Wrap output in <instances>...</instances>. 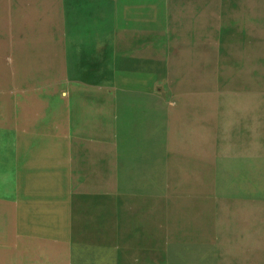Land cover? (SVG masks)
<instances>
[{"label":"rangeland","instance_id":"obj_1","mask_svg":"<svg viewBox=\"0 0 264 264\" xmlns=\"http://www.w3.org/2000/svg\"><path fill=\"white\" fill-rule=\"evenodd\" d=\"M96 263L264 264V0H0V264Z\"/></svg>","mask_w":264,"mask_h":264},{"label":"crops","instance_id":"obj_2","mask_svg":"<svg viewBox=\"0 0 264 264\" xmlns=\"http://www.w3.org/2000/svg\"><path fill=\"white\" fill-rule=\"evenodd\" d=\"M93 35L94 33L91 31V38H90V30L89 29H77V31H71L69 38L75 42V43H79L81 45L82 51L83 52H89L90 51V46H91V40L93 43ZM88 58V57H87ZM85 75V72H84ZM71 82L73 83H80V82H89V80H84V79H73L71 80ZM72 96V95H71ZM61 116H74L79 114L77 111V106L72 105V107L70 108H64L61 111ZM52 140V139H51ZM49 141L48 138L43 140V142H33L31 139H29L28 137H20L17 140V144L14 143L12 144V149H13V154L14 157L16 156V151L15 148H17L18 146L27 149L26 152V159H31L34 163L35 162H45V154H44V147L47 141H49L55 149L56 152H54L53 154L50 155V158L52 160V162H54L56 165H62L64 163V156H65V145H63L62 143L59 142L60 147L58 145V143L53 142V141ZM61 151V159L63 160V163H59V153ZM68 155V154H66ZM20 157L23 158V154L20 155ZM19 157V158H20ZM21 161V159H20ZM26 177V173L23 174ZM23 175H20L21 178L23 177Z\"/></svg>","mask_w":264,"mask_h":264},{"label":"bare ground","instance_id":"obj_3","mask_svg":"<svg viewBox=\"0 0 264 264\" xmlns=\"http://www.w3.org/2000/svg\"><path fill=\"white\" fill-rule=\"evenodd\" d=\"M51 146V145H50ZM51 148H53V147H51ZM45 151V150H44ZM66 158V157H65ZM67 162V161H66ZM34 163V162H33ZM62 163V162H61ZM26 165V164H25ZM60 165V164H59ZM63 165V164H62ZM63 167V166H62ZM62 167H61V169H62ZM32 169V168H31ZM63 171H64V169H63ZM129 193V192H128ZM151 193V192H150ZM117 214V213H116ZM125 218V217H124ZM105 248L106 247H100L98 250H97V253L98 252H101V251H104L105 250ZM132 251V250H131ZM96 253V252H95ZM96 253V254H97ZM130 253V252H129ZM128 255V254H127ZM175 255V254H174ZM82 257V256H81ZM85 257V256H84ZM116 257V256H115ZM78 258V257H77ZM86 259V258H85ZM76 260V259H75ZM116 260V259H115ZM83 261V260H82ZM95 261H97V260H95ZM182 261V260H181ZM95 263V262H94ZM97 264V263H96Z\"/></svg>","mask_w":264,"mask_h":264}]
</instances>
